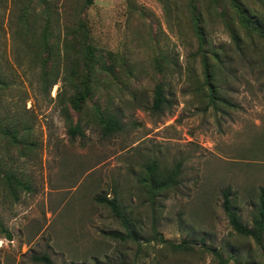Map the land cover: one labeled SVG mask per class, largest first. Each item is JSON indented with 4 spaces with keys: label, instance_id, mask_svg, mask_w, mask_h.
I'll use <instances>...</instances> for the list:
<instances>
[{
    "label": "rangeland",
    "instance_id": "1",
    "mask_svg": "<svg viewBox=\"0 0 264 264\" xmlns=\"http://www.w3.org/2000/svg\"><path fill=\"white\" fill-rule=\"evenodd\" d=\"M45 1L62 30L79 0ZM262 1L239 0L258 13ZM24 2L0 0V122L27 142L20 147L0 137V264H44L35 259L42 254L53 264H218L213 250L222 264H264V231L258 241L237 233L221 205L228 188L250 227L264 189L263 40L229 9L218 14L207 0H195L201 49L221 57L215 78L230 101L204 109L188 0H92L88 39L104 55L123 58L128 72L118 61L117 78L100 85L79 114L71 110L83 133L70 137L61 111L70 93L63 59L50 85L40 75L36 37L20 19ZM31 6L38 9L37 0ZM220 7L227 4L219 0ZM159 53L166 57L160 70ZM156 81L169 102L161 112L147 108ZM92 103L113 111L122 130L102 135ZM149 158L166 166L181 161L172 188L146 191L140 178ZM103 195L116 197L123 220L99 200Z\"/></svg>",
    "mask_w": 264,
    "mask_h": 264
},
{
    "label": "trees",
    "instance_id": "2",
    "mask_svg": "<svg viewBox=\"0 0 264 264\" xmlns=\"http://www.w3.org/2000/svg\"><path fill=\"white\" fill-rule=\"evenodd\" d=\"M219 0H207L208 9L213 8L218 14H223L226 9L234 14L238 24L246 29L249 34H256L258 39L264 42V2L260 13L245 8L239 0H222L227 4L226 8H217ZM39 8L31 6L32 0H25L22 5L20 19L24 26L28 28L32 38L36 37V50L34 51L36 58L40 63V75L47 80L50 85L56 83L57 80V60L63 59L64 67L61 72V79L66 78L70 88L61 105V111L67 125V133L70 137L76 134L82 135L83 129L80 126L79 119L73 120L71 110L79 114L86 106L97 89L102 84H108L117 76L113 70V66L120 62L122 71L128 72L125 67L123 58L117 60V56L110 51L104 55L102 49L92 44L88 39V29L86 26L85 9L91 4L92 0H79L74 6L73 18L70 22L62 25V30L58 25H52L48 7L45 0H37ZM189 13L191 17V25L198 39V51L201 53V74L202 81L196 86L197 92L202 95L205 100L202 108L211 106L215 109L217 103L228 105L230 101L219 92V85L216 81V74L222 63L221 57L215 49H210L209 54L202 51L203 36L202 29L198 23L197 2L188 0ZM30 15V24L27 25L26 17ZM36 33V34H35ZM231 39L236 45L239 44L238 36L231 33ZM208 56V57H207ZM166 61L164 54L159 53L154 57V67L160 70L162 62ZM168 99L164 93V88L160 81H156L152 88L150 104L148 109L161 112L169 107ZM91 120L97 126L100 133L104 136L111 135L122 130L123 123L120 118L106 107H100L98 103H92ZM0 137L11 144H18L20 147L26 146L22 139L21 132L16 127L8 126L0 122ZM181 161H171L168 166L163 165L156 158H149L144 163V170L141 182L146 187V191L152 195L172 188L177 183V176L180 174ZM8 182L11 180L16 184H22L19 179L6 175ZM221 205L231 227L239 234L249 235L255 240H259L264 231V189L258 193V202L256 211L252 217V225L245 226L239 219L231 204L229 189L223 188L221 191ZM108 205L112 213L121 220L122 213L118 208L116 197L112 195L110 198L104 195L99 199ZM8 236V232H6ZM161 240H163L160 237ZM177 246V245H175ZM214 254L218 257L219 263L225 262L216 250ZM35 259L42 261L44 264H53L47 255L42 254L36 256Z\"/></svg>",
    "mask_w": 264,
    "mask_h": 264
}]
</instances>
